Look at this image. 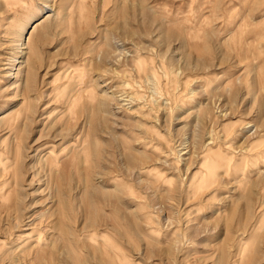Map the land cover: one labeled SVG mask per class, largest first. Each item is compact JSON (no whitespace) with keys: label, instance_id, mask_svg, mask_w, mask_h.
I'll return each instance as SVG.
<instances>
[{"label":"rangeland","instance_id":"obj_1","mask_svg":"<svg viewBox=\"0 0 264 264\" xmlns=\"http://www.w3.org/2000/svg\"><path fill=\"white\" fill-rule=\"evenodd\" d=\"M0 264H264V0H0Z\"/></svg>","mask_w":264,"mask_h":264},{"label":"bare ground","instance_id":"obj_2","mask_svg":"<svg viewBox=\"0 0 264 264\" xmlns=\"http://www.w3.org/2000/svg\"><path fill=\"white\" fill-rule=\"evenodd\" d=\"M40 23H41V21L37 22V23L33 26V28H34V27H37ZM25 30H26V26L23 27V29H22V33H23Z\"/></svg>","mask_w":264,"mask_h":264}]
</instances>
